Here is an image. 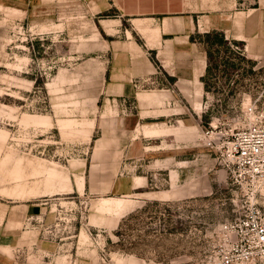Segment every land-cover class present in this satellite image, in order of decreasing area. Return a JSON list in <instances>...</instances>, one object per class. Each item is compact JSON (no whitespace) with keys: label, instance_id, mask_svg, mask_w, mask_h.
<instances>
[{"label":"rangeland","instance_id":"374dc122","mask_svg":"<svg viewBox=\"0 0 264 264\" xmlns=\"http://www.w3.org/2000/svg\"><path fill=\"white\" fill-rule=\"evenodd\" d=\"M34 5L27 15L0 7V202L49 207L46 224L24 217L12 250L17 264H216L225 248L221 226L244 214L261 187L237 182L208 144H223L247 125L246 106L264 110V20L250 19L247 3L248 19L229 22L232 33L247 35L212 38L219 52L209 48L205 99L171 102L180 131L198 144L188 166L197 195L185 194L189 174L169 181L157 152L136 162L125 152L124 175L150 182L133 197L112 199L90 193L113 175L111 144L99 139L110 142L116 120L137 113L138 102L104 93L110 37L97 15L80 0ZM83 177L89 191L67 193L72 181L81 189ZM168 189L176 194L162 195ZM257 197L264 208V187ZM41 239L53 248H38ZM234 264H264V255Z\"/></svg>","mask_w":264,"mask_h":264},{"label":"crops","instance_id":"0c3cea01","mask_svg":"<svg viewBox=\"0 0 264 264\" xmlns=\"http://www.w3.org/2000/svg\"><path fill=\"white\" fill-rule=\"evenodd\" d=\"M80 1L97 15L101 29L110 37L104 40L109 50L104 93L108 99L134 100L139 107L137 113L116 120L110 142L103 140L105 135L99 139L101 144H111L108 171L113 175L108 177L106 186L99 184L90 193L112 199L138 194L140 188L149 184L150 176L124 175L123 154L126 152L136 162L147 153L157 152L156 161L162 157V169L169 171V181L177 183L182 172L189 174L185 194L197 195L198 185L193 186L192 168L188 166L194 161L190 154L198 151V144H193L190 134L183 135L180 131L176 107L171 102L205 99L209 93L205 80L212 67L209 42L214 36H246L245 29L232 33L229 22L235 17L248 19L247 3L254 6L250 8V19L264 20V0ZM0 7L25 15L37 12L33 11L34 0H0ZM122 33L124 40L116 38ZM70 186L67 193L89 191L85 177L81 189L75 181ZM54 188L51 189L54 195L59 194L60 190ZM169 193L176 194L170 189L162 191V195ZM47 204L32 200L0 202V264H17L19 258H15L12 250L22 241L24 217L48 223ZM37 244L41 249L53 248L46 240H38Z\"/></svg>","mask_w":264,"mask_h":264},{"label":"built area","instance_id":"2783aa9c","mask_svg":"<svg viewBox=\"0 0 264 264\" xmlns=\"http://www.w3.org/2000/svg\"><path fill=\"white\" fill-rule=\"evenodd\" d=\"M249 122L231 139L216 145L223 156L227 171L241 184H258L261 196L264 187V110L256 104L246 106ZM210 136V131H205ZM255 196L251 207L241 216L221 226L225 237V248L216 264L249 262L264 255V208Z\"/></svg>","mask_w":264,"mask_h":264},{"label":"trees","instance_id":"16d2710c","mask_svg":"<svg viewBox=\"0 0 264 264\" xmlns=\"http://www.w3.org/2000/svg\"><path fill=\"white\" fill-rule=\"evenodd\" d=\"M209 48H212L213 51H215V52H219V50H218V43L216 41L209 42ZM208 56H209L210 64H211L212 55H211L210 50H208ZM211 69H212V67L209 68L210 71H211Z\"/></svg>","mask_w":264,"mask_h":264}]
</instances>
